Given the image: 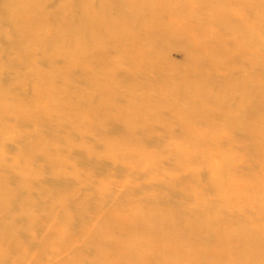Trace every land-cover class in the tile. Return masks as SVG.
<instances>
[{
	"label": "bare ground",
	"instance_id": "obj_1",
	"mask_svg": "<svg viewBox=\"0 0 264 264\" xmlns=\"http://www.w3.org/2000/svg\"><path fill=\"white\" fill-rule=\"evenodd\" d=\"M48 4L0 0V264H264V0Z\"/></svg>",
	"mask_w": 264,
	"mask_h": 264
},
{
	"label": "rangeland",
	"instance_id": "obj_2",
	"mask_svg": "<svg viewBox=\"0 0 264 264\" xmlns=\"http://www.w3.org/2000/svg\"><path fill=\"white\" fill-rule=\"evenodd\" d=\"M60 0H49V4H48V7L50 8V7H52V6H55L58 2H59ZM74 3H75V1H74ZM239 8L240 9H242L243 8V5L240 3L239 4ZM123 34V33H122ZM122 34H120V36H119V38L121 37V38H123V36L125 37V39L123 38V40H126L127 38V36L128 35H126V33H124L123 34V36H122ZM14 38H17L18 39V37H14ZM173 40V41H172ZM172 40H168L167 42L168 43H171V46L172 47H170V45L168 44V43H166V44H168V45H165V49L163 48V58L162 59H164V57H165V60L167 61V62H165V60L163 61L162 59H161V61H162V65H165L166 63H167V65L171 62V64L173 63L174 64V66L175 67H177V69H182V68H184L185 67V64H186V59H187V55L188 54H186L185 52H184V50L185 51H187L186 50V48H185V46L183 47L182 46V44L181 45H179V43H182L181 41H179V40H177V39H172ZM175 40V41H174ZM176 40H177V42H176ZM176 42V43H175ZM179 42V43H178ZM175 43V47L173 46V44ZM178 43V44H177ZM176 44L178 45V46H176ZM168 48V49H167ZM0 50H3V52L4 53H7L8 54V57L10 58L11 56H13V54H12V52L11 51H9L10 50V47H9V44L7 43H4L3 41H0ZM112 54L113 52H109V54ZM110 54V55H111ZM115 54V53H114ZM113 54V55H114ZM1 60H3V59H1ZM0 60V61H1ZM164 62V63H163ZM172 64V65H173ZM160 65H161V63H160ZM37 66L38 67H40V68H42V69H45L46 68V66L44 65V64H37ZM161 67V66H160ZM169 67H170V64H169ZM163 68L165 69L166 68V66H163ZM167 68H168V66H167ZM21 70V69H20ZM242 71V73L244 74L245 72L243 71V70H241ZM18 72V71H17ZM12 72H8V71H6V72H3L2 71V73H1V69H0V83H2V84H5L4 85V87H10L11 86V81H10V76L12 75V74H15V73H12ZM78 74V73H77ZM241 73H236V75H240ZM152 76H153V74L151 75L150 74V78H152ZM16 82V81H15ZM14 81H13V83H15ZM10 85V86H9ZM11 89H13V91H16V87H13V88H11ZM159 129H158V127L156 126V127H154V131H158ZM239 140H241V141H243L242 140V138H238ZM6 146H4L5 148H4V150H6V152L9 154V155H11L12 153H13V151H12V149H14L13 148V146H12V144H5ZM7 147V148H6ZM149 148V147H148ZM113 170H115V168L114 167H112V165H110L109 163H102V165H101V167H100V169H98L97 171H98V174L99 175H101V177H103V175L105 176L106 175V173L107 172H113ZM98 177V176H97ZM81 178H84L83 176H81ZM96 177H91V178H89L86 182H84V184H82L80 187H78L77 189H75V195H76V198L77 199H79V200H81L82 198H83V196L85 195V194H88L89 192H91L92 191V182H97L98 180H99V177H98V179H95ZM69 179H71V177H70V175H67V176H65V177H63V179L62 180H60L59 182H61V183H66V181L67 180H69ZM197 179H198V182H199V186L201 187V188H203V187H205L206 186V181H205V179H204V176L203 175H199V177H197ZM92 181V182H91ZM49 182V181H48ZM174 182V185L175 186H177V188H175L176 189V191H179L178 190V187H179V185H181V183H180V181H178V180H174L173 181ZM56 183H58L57 181H56ZM59 185H61V186H64V185H66V184H59ZM181 198H185V197H183L182 195H180V194H178L177 196H176V198L175 199H181ZM184 203V202H183ZM182 203V204H183ZM184 206V205H183ZM40 216V215H39ZM38 216V217H39Z\"/></svg>",
	"mask_w": 264,
	"mask_h": 264
}]
</instances>
